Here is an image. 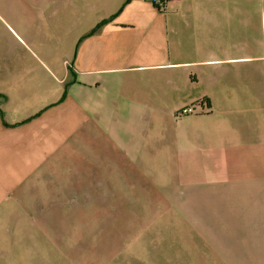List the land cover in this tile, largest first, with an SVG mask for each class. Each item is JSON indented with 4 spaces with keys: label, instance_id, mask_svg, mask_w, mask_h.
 I'll return each instance as SVG.
<instances>
[{
    "label": "crops",
    "instance_id": "0c3cea01",
    "mask_svg": "<svg viewBox=\"0 0 264 264\" xmlns=\"http://www.w3.org/2000/svg\"><path fill=\"white\" fill-rule=\"evenodd\" d=\"M0 264H264V0H0Z\"/></svg>",
    "mask_w": 264,
    "mask_h": 264
},
{
    "label": "trees",
    "instance_id": "16d2710c",
    "mask_svg": "<svg viewBox=\"0 0 264 264\" xmlns=\"http://www.w3.org/2000/svg\"><path fill=\"white\" fill-rule=\"evenodd\" d=\"M152 1L159 8L162 7L164 3L167 2V0H152Z\"/></svg>",
    "mask_w": 264,
    "mask_h": 264
},
{
    "label": "built area",
    "instance_id": "2783aa9c",
    "mask_svg": "<svg viewBox=\"0 0 264 264\" xmlns=\"http://www.w3.org/2000/svg\"><path fill=\"white\" fill-rule=\"evenodd\" d=\"M189 110H190V109L187 108V109H184L183 111H184V112H187V111H189Z\"/></svg>",
    "mask_w": 264,
    "mask_h": 264
}]
</instances>
